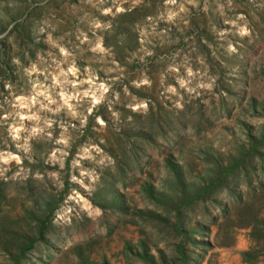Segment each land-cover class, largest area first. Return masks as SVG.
Listing matches in <instances>:
<instances>
[{
  "label": "rangeland",
  "instance_id": "rangeland-1",
  "mask_svg": "<svg viewBox=\"0 0 264 264\" xmlns=\"http://www.w3.org/2000/svg\"><path fill=\"white\" fill-rule=\"evenodd\" d=\"M188 262L264 264V0H0V264Z\"/></svg>",
  "mask_w": 264,
  "mask_h": 264
},
{
  "label": "trees",
  "instance_id": "trees-1",
  "mask_svg": "<svg viewBox=\"0 0 264 264\" xmlns=\"http://www.w3.org/2000/svg\"><path fill=\"white\" fill-rule=\"evenodd\" d=\"M131 13H132V11L131 12H129V13H124V14H122V15H120V17H122V18H129L130 17V15H131ZM23 25H21V28L23 29V27H22ZM237 201V200H236ZM237 203H239V201L237 202ZM224 213L225 212H223V215H224ZM214 222H215V220L213 221V223L212 224H214ZM181 224H180V221L177 219V223H176V230H179L181 227ZM43 228L44 227H42L41 229H40V234H42L43 233ZM34 242L35 241H32V240H28L27 241V243H26V247L23 249V253H25L26 251H29V250H31L33 247H34ZM205 246V245H204ZM209 246V245H208ZM183 247L181 246L179 249H178V252H179V254L181 255V257H183V259L185 260L186 259V257L184 256V254H183ZM144 257V259H147V260H149V257H147L146 255H144L143 256ZM242 259H243V262H245V263H251V262H254V260L247 254V253H243L242 254ZM187 264H189V262L187 263Z\"/></svg>",
  "mask_w": 264,
  "mask_h": 264
}]
</instances>
